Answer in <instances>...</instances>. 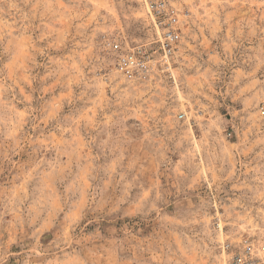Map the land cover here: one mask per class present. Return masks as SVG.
Wrapping results in <instances>:
<instances>
[{
	"label": "rangeland",
	"instance_id": "rangeland-1",
	"mask_svg": "<svg viewBox=\"0 0 264 264\" xmlns=\"http://www.w3.org/2000/svg\"><path fill=\"white\" fill-rule=\"evenodd\" d=\"M0 0V264L264 255V0Z\"/></svg>",
	"mask_w": 264,
	"mask_h": 264
},
{
	"label": "built area",
	"instance_id": "built-area-1",
	"mask_svg": "<svg viewBox=\"0 0 264 264\" xmlns=\"http://www.w3.org/2000/svg\"><path fill=\"white\" fill-rule=\"evenodd\" d=\"M155 26V38L128 51L122 59V68L128 76L145 77L155 70L157 55L169 59L182 41V34L173 24V10L168 0H145ZM228 264H264V255L250 248L233 251Z\"/></svg>",
	"mask_w": 264,
	"mask_h": 264
}]
</instances>
